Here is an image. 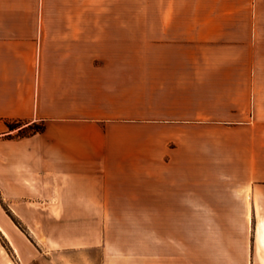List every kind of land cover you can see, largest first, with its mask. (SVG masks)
Here are the masks:
<instances>
[{
  "label": "crops",
  "instance_id": "1",
  "mask_svg": "<svg viewBox=\"0 0 264 264\" xmlns=\"http://www.w3.org/2000/svg\"><path fill=\"white\" fill-rule=\"evenodd\" d=\"M209 2V11L219 2L220 11L230 10L228 0ZM218 20L197 27L227 26ZM72 28V0H0V193L26 233L49 235L72 220L116 221L106 230L117 233L120 221H132L131 252H111L107 238L99 264H264V165L241 166L244 180L222 193L212 180L206 191L204 167L189 163L183 120L88 105L92 96L82 86L91 82L92 69L77 66ZM8 122L44 123L45 130L21 138V129L12 131ZM173 141L181 148L170 149ZM221 196L238 198L244 210L200 209L206 197L220 204ZM161 220L181 221L171 229L178 236L158 228ZM136 221H153L148 253L140 251ZM16 228L0 205V233L24 256L31 251L17 245ZM34 258L29 264H46ZM0 264H15L1 244Z\"/></svg>",
  "mask_w": 264,
  "mask_h": 264
},
{
  "label": "rangeland",
  "instance_id": "2",
  "mask_svg": "<svg viewBox=\"0 0 264 264\" xmlns=\"http://www.w3.org/2000/svg\"><path fill=\"white\" fill-rule=\"evenodd\" d=\"M219 3L216 11H209V0H72V31L77 32L72 53L78 68L92 69L91 82L82 86L92 96L88 105L183 120L189 163L209 170L200 172L206 191L216 180L222 193L230 183L244 180L241 166L264 165V0H228V11H220ZM211 18L228 24L221 29L197 27ZM215 30L222 34L207 37ZM20 125L22 131L28 127ZM169 146L181 148L176 141ZM213 165L217 172L210 171ZM220 198V204H213L206 197L200 209L244 210L238 198ZM246 200L248 210V195ZM0 205L18 227L17 245L31 251L16 254L0 233V244L15 264H29L35 255L46 264H84L87 258L99 264V249L103 241L106 248L107 238L113 241L111 252L132 250V221H120L124 225L117 233L106 230L116 221H65L59 231L38 236L26 233L1 193ZM195 206L190 204L189 210ZM151 222L136 221L141 253H148ZM180 222L161 220L157 227H167L173 237L171 229Z\"/></svg>",
  "mask_w": 264,
  "mask_h": 264
},
{
  "label": "trees",
  "instance_id": "3",
  "mask_svg": "<svg viewBox=\"0 0 264 264\" xmlns=\"http://www.w3.org/2000/svg\"><path fill=\"white\" fill-rule=\"evenodd\" d=\"M8 127L13 131L15 129H18L21 127L20 123H7ZM45 130V125L44 124H33L27 127V129L25 128V130L23 129V131L21 130L19 137L24 138L27 136H31V135H35L38 133H42Z\"/></svg>",
  "mask_w": 264,
  "mask_h": 264
}]
</instances>
